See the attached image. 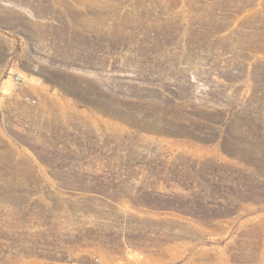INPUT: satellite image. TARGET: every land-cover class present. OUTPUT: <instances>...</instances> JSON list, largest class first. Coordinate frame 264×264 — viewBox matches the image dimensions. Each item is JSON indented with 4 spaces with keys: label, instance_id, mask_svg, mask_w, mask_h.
<instances>
[{
    "label": "rangeland",
    "instance_id": "obj_1",
    "mask_svg": "<svg viewBox=\"0 0 264 264\" xmlns=\"http://www.w3.org/2000/svg\"><path fill=\"white\" fill-rule=\"evenodd\" d=\"M0 264H264V0H0Z\"/></svg>",
    "mask_w": 264,
    "mask_h": 264
},
{
    "label": "built area",
    "instance_id": "obj_2",
    "mask_svg": "<svg viewBox=\"0 0 264 264\" xmlns=\"http://www.w3.org/2000/svg\"><path fill=\"white\" fill-rule=\"evenodd\" d=\"M16 79H17V80H21L22 78H21L20 76H17Z\"/></svg>",
    "mask_w": 264,
    "mask_h": 264
}]
</instances>
